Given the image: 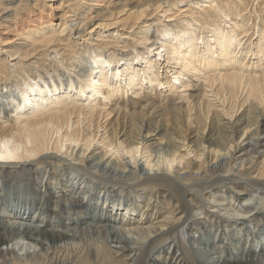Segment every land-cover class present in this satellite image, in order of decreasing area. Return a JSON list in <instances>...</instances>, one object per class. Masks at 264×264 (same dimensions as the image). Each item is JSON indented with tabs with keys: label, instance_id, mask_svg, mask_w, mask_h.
Returning <instances> with one entry per match:
<instances>
[{
	"label": "bare ground",
	"instance_id": "bare-ground-1",
	"mask_svg": "<svg viewBox=\"0 0 264 264\" xmlns=\"http://www.w3.org/2000/svg\"><path fill=\"white\" fill-rule=\"evenodd\" d=\"M9 154L0 245L70 241L0 264H264V0H0Z\"/></svg>",
	"mask_w": 264,
	"mask_h": 264
},
{
	"label": "rangeland",
	"instance_id": "rangeland-1",
	"mask_svg": "<svg viewBox=\"0 0 264 264\" xmlns=\"http://www.w3.org/2000/svg\"><path fill=\"white\" fill-rule=\"evenodd\" d=\"M55 11V10H54ZM53 11V12H54ZM227 20V22H225L224 23V26H226V27H230V25L232 24V23H230L229 22V19H226ZM231 21V20H230ZM231 27H232V25H231ZM250 30H251V28H250ZM257 34V33H256ZM256 34L254 35V36H256ZM157 46V45H156ZM159 51H161L160 49L159 50H156L155 49V46L153 47V48H151V54H152V56L154 57L155 55H157V53L159 52ZM155 54V55H154ZM163 56H165L164 54H162V55H158V57L159 58H163ZM252 70V68L250 67L249 68V71H251ZM169 74V73H168ZM193 80H194V78H192ZM178 85H181L180 83H178ZM189 90L186 92V94L187 93H189V92H193V90L195 89L194 87L192 88V87H190V88H188ZM209 89V88H208ZM163 90V92H166L167 94H169L166 90H164V89H162ZM177 91H181L182 90V87H178L177 89H176ZM166 93H164L165 95H167ZM210 97H212V96H210ZM239 112V111H238ZM220 186V185H219ZM227 187V186H226ZM223 188L222 189V192H218V193H216L215 195V197L213 196V197H211L212 199H216V200H218V201H216V202H214V201H212L211 199H209L208 200V204L210 205V206H212V205H214V207L213 208H211V209H214L215 210V213H217L218 215H220L221 217H226L227 215H228V217L229 218H231L232 216L234 217V216H238V217H243V216H245V217H247V216H249V215H251L254 211L253 210H255V211H258V212H262V211H264V202H263V200H264V198L263 199H260V197H259V195H258V193H256V194H253V195H251V197H249V198H246V200H243V199H236L235 197L233 198H230V197H228V195H227V188ZM212 193H214V191H212ZM214 195V194H213ZM204 197V196H203ZM242 197V196H241ZM245 197V196H244ZM252 199V200H251ZM254 202V203H253ZM263 202V203H262ZM228 204V205H227ZM238 204V206H236ZM231 205H233V206H236L238 209H240L241 211H237L235 214H232L233 213V211L231 210ZM241 207H240V206ZM229 208V209H228ZM255 208V209H254ZM210 209V210H211ZM252 209V210H251ZM231 210V211H230ZM230 211V212H229ZM246 211V212H245ZM248 211V212H247ZM251 211V212H250ZM253 211V212H252ZM199 212L200 211H197V213L195 214L196 215V217H200L201 215L199 214ZM246 215H245V214ZM222 214V215H221ZM200 215V216H199ZM231 215V216H230ZM228 218V219H229ZM232 219V218H231ZM261 221H263L264 222V215L263 214H261ZM248 233L250 234V235H252V236H257V238H259V240H260V238H262L263 239V235L264 234H262V235H257L256 234V230H254L253 229V227H250V228H248ZM228 234V233H227ZM70 240L68 239H66V240H63V241H57V242H54L53 243V241H51L50 240V238L48 237V236H46V235H39L38 237H37V242L39 243V244H36V246H34L33 245V243H31V242H29L28 240H21V242H19V243H17V245H16V243H12L11 244V242L10 243H8V244H6V246H5V244H3L2 246L0 245V247L1 248H3V249H5V247H7L8 248V250H12L14 253H18L17 255L20 257V258H22V257H24L25 256V251H26V253L28 252V253H31L32 252V250L31 249H33V251H36V249L37 248H39L40 247V245H42L43 247H50V246H52V247H54V249L55 250H58V247L59 248H62L65 244L64 243H67V242H69ZM27 244V245H26ZM11 245H12V247H11ZM30 245V246H29ZM114 245V244H113ZM9 246V247H8ZM18 247V248H16V247ZM57 246V247H56ZM60 246H62V247H60ZM26 247V248H25ZM29 247V248H28ZM31 247V248H30ZM37 247V248H36ZM12 248H14V249H12ZM35 248V249H34ZM23 250V251H22ZM20 254V255H19ZM22 254V255H21Z\"/></svg>",
	"mask_w": 264,
	"mask_h": 264
},
{
	"label": "snow or ice",
	"instance_id": "snow-or-ice-1",
	"mask_svg": "<svg viewBox=\"0 0 264 264\" xmlns=\"http://www.w3.org/2000/svg\"><path fill=\"white\" fill-rule=\"evenodd\" d=\"M5 159H7V160H14L15 157L12 154H9L7 157L0 155V161H3Z\"/></svg>",
	"mask_w": 264,
	"mask_h": 264
}]
</instances>
